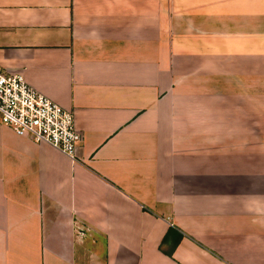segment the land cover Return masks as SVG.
Segmentation results:
<instances>
[{"label":"crops","instance_id":"0c3cea01","mask_svg":"<svg viewBox=\"0 0 264 264\" xmlns=\"http://www.w3.org/2000/svg\"><path fill=\"white\" fill-rule=\"evenodd\" d=\"M0 72L81 135L0 123V264H264V0H0Z\"/></svg>","mask_w":264,"mask_h":264},{"label":"built area","instance_id":"2783aa9c","mask_svg":"<svg viewBox=\"0 0 264 264\" xmlns=\"http://www.w3.org/2000/svg\"><path fill=\"white\" fill-rule=\"evenodd\" d=\"M0 123L68 157L81 140L72 112L39 94L21 74L0 72Z\"/></svg>","mask_w":264,"mask_h":264},{"label":"trees","instance_id":"16d2710c","mask_svg":"<svg viewBox=\"0 0 264 264\" xmlns=\"http://www.w3.org/2000/svg\"><path fill=\"white\" fill-rule=\"evenodd\" d=\"M167 235H168V234H167ZM166 238H167V236H166ZM166 238L164 239V241H163L162 244L160 245V248H161V246L164 245ZM179 241H180V236L177 237V239L174 240V243H173V245L171 246V249H170L169 251H167V252H164V253H166V255H168V256L171 257V256H172V252H173V250L176 248V246L178 245ZM160 250H161V251H164V250H162V249H160Z\"/></svg>","mask_w":264,"mask_h":264}]
</instances>
